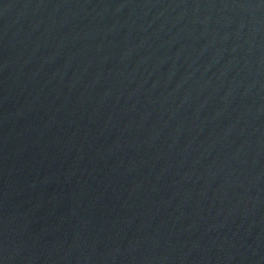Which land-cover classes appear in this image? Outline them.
<instances>
[{"label":"water","instance_id":"obj_1","mask_svg":"<svg viewBox=\"0 0 264 264\" xmlns=\"http://www.w3.org/2000/svg\"><path fill=\"white\" fill-rule=\"evenodd\" d=\"M0 264H264V0H0Z\"/></svg>","mask_w":264,"mask_h":264}]
</instances>
